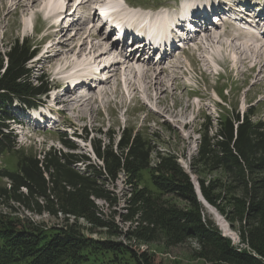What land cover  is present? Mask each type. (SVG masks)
Returning <instances> with one entry per match:
<instances>
[{"label": "trees", "instance_id": "trees-1", "mask_svg": "<svg viewBox=\"0 0 264 264\" xmlns=\"http://www.w3.org/2000/svg\"><path fill=\"white\" fill-rule=\"evenodd\" d=\"M34 57L26 41H15L0 56V156L10 151L20 154L15 171L0 170V177L9 182L8 188L0 189V197L29 213H46L57 220L63 216V224L43 229L29 220L0 216V264H77L98 255L109 264H153L152 255L137 252L121 241L87 239L76 226L78 220L109 228L108 235L138 243L161 240L166 247H174L193 242L192 257L205 264H264L263 123L252 122L249 112L242 117L237 113L218 118L212 137L208 129L199 134L197 153L191 161L193 168L220 171L225 176L226 184L219 180L197 182L204 201L236 230L239 241L234 245L205 212L177 157L156 150L154 142L138 132L121 130L117 140L108 135L107 144L89 139L96 162L75 152L78 148L67 140L66 133L59 138L66 151L50 147L36 157L17 149L6 125L13 119L10 107L15 101L33 106L47 91L41 78L36 85L29 82L27 65ZM75 137L88 140L87 133ZM144 172L150 173L155 191L140 186ZM119 174L130 186L122 221L132 227L126 232L104 220L96 204V200L102 201L112 209L119 203L108 188Z\"/></svg>", "mask_w": 264, "mask_h": 264}, {"label": "rangeland", "instance_id": "rangeland-1", "mask_svg": "<svg viewBox=\"0 0 264 264\" xmlns=\"http://www.w3.org/2000/svg\"><path fill=\"white\" fill-rule=\"evenodd\" d=\"M39 1L41 4L37 10L32 11L30 9H26L23 11L16 8V0H0V56H2L3 52H6L15 41L19 43H21V41H26L27 44L32 47V50L35 52V57L27 65V69L30 72L29 82L32 85H36L38 83L37 80L41 78L43 83L47 85V89H49L50 92L44 99L46 106L40 110H51L55 119V121H53V119H49V122L45 121V117L44 119L36 118L34 120V118L28 114V111L23 112L19 109L21 106L18 105L17 102L14 103L13 107H10L9 113L11 116H14L13 111H17V119L22 121L20 124H23V126L16 127V125L12 123L6 125L10 127V129L8 127V133L12 132V137L14 138V143L16 144L17 149H20V151L25 155L35 154L36 157H39V154L41 156L42 152L47 151L50 147L55 148L56 150L66 151L59 141L60 136L66 133L67 140L73 141L78 148L75 152L86 154L92 159L91 161L96 162L93 153H91L90 143L88 142L89 139L101 140L102 143L107 144L108 135L114 136L115 140H117L121 130L132 131V133L138 132V134L141 137H144L147 141L154 142L153 147L156 150L159 149L163 152L175 155L177 157L178 165L189 175L194 183H198V179H203L206 184L213 180H219L220 183L226 184L225 176L220 171L211 172L202 167L193 168L191 161L197 153L196 149L199 142V134L201 135L206 129H208V136L212 137L215 133V128H217V118L223 119L227 115H235L237 113L240 117H242L249 112L251 113L250 118L252 122H261L264 125V78L263 75H257L258 71L256 72V69L251 70L254 62L248 60L247 63L240 66L239 70L231 71L233 68L231 65H233V63L228 64V61L224 59L222 63L217 62L219 65L221 64L220 68H218L216 63H213L210 59V57H212L217 51L216 47H213L210 54L208 50L203 52L204 56L206 55L205 62L202 60L203 55L201 52H190L185 55V61H181V65L183 66L182 68L177 70L176 73H172L173 75H169L170 77L167 75L168 72L165 73L164 76L168 80L167 86H169V88L166 91V94H163L165 97V99H163L164 102H161L158 105L154 103L155 101L146 98L145 94L142 92L133 98V95L125 90L124 80L126 78L129 80L133 79V82L137 80L133 72V65H135V63L129 66L125 64V66H120L118 72L114 71L116 75H112L113 77L107 84L101 85L92 93L90 92L94 98L98 99V102L93 103L94 100L92 99V102H90L92 103V108L87 106L86 108L84 107L85 109H83V115L75 113L74 111H64L63 104L55 102L57 101L56 98L58 97L57 94L60 89L55 91L51 88L52 84H54L53 82L58 80L59 76L57 73L60 72L59 70H61V68L67 67L68 69L65 73L63 72L64 74L61 75L60 79L66 80V77L71 79L73 77V72L69 71L70 68L75 69L78 63L80 66H83L81 65V62H84L85 60L87 63L88 56L92 59L96 56V54L91 53L90 55H87L86 51V56L79 55L80 57L78 56L76 59L73 51L69 53L70 56L68 55L67 59L71 64H67L68 61L66 60V62L63 60L66 51L64 50L66 47L63 44L69 39L68 37L75 34L77 24L83 23L80 27L85 28L90 24L89 21L91 18L88 19L89 21L87 20L88 22L84 20L79 22V20H77L79 23L76 22V29L74 30V33L71 28L67 30L68 26L66 24V18L63 25V27H66L63 32V35L65 36H53L52 38L49 36L48 38V35H52V33L56 31L53 30L54 28L52 30H48L49 23L46 20V17L49 14V11H45L46 7L44 6H51L52 9H56L55 7L60 9L64 8V6L72 8L77 0ZM81 1L83 0H80V2ZM92 1L87 3L84 6L85 8L83 7L80 9L86 10L88 6L93 3ZM103 1L110 2L112 0ZM130 1H133L131 3H134V5L143 6V9H149V12L152 11L150 9H153V6L156 4L157 6L161 3L164 5L170 4L173 7L175 6V2L172 0ZM111 5L114 7L115 3L113 2ZM134 10L136 9H129L128 12L132 13ZM74 12L76 11H71V14ZM92 22L94 30L98 32L99 36L103 39L101 44L103 43V46L110 49V40L112 38L109 40L110 37L104 35L102 28H97V26L101 23L100 20H97V17H95ZM87 28L88 27L85 29ZM90 28L93 29L92 26L88 29ZM84 31H82V34L79 35H83ZM209 32L211 31L209 30ZM220 32H222L221 29ZM232 32L233 29L230 32L228 31V33ZM101 38L99 40H101ZM201 38V41L203 42V36H201ZM81 40L82 36H77L71 45L78 46L82 42ZM199 41L200 40L195 42L198 43ZM58 42H61V45L56 44ZM85 43L86 45L90 44V41L86 40ZM86 47L87 46H85V48ZM58 50L59 52H55ZM93 54L95 55L93 56ZM112 54H116L114 49L110 53L108 52L101 55V57L105 56L104 59L109 61L112 57L106 56H110ZM177 58L183 60V57L179 54V52L177 54ZM36 60L41 61L34 63ZM124 60L125 59H119L121 63L124 62ZM94 61H97V59L95 58ZM176 61L178 60H171V63ZM133 62H135V60H133ZM140 63H142V57H140L138 61V64ZM140 65L144 66L142 64ZM166 65L167 63H164L160 68H164ZM160 68L157 69L160 71ZM130 72H132V74H130ZM215 72H218L219 75L215 76ZM175 74L178 76V80H180L178 81L179 85L176 86V89L173 85H171L170 81L171 77ZM131 75H133V78ZM117 82L119 83L118 86H116V92L113 94L114 96H110V102L106 103V98L100 99V91H106L109 88L114 89V84H117ZM137 84L142 87V83H140V81H138ZM74 92L75 91H71V93L68 94V98H70L68 101L72 100L74 96L78 94V92ZM148 93H150L152 98H154V91L149 90ZM101 101L102 103H100ZM40 110L37 112V115H40ZM55 110H62L63 113L56 112ZM41 123H43L44 126L41 125ZM85 133L88 134V140L86 142L75 138V135L82 134L84 136ZM104 133H106V136H104ZM19 156L20 154L18 155L13 151L3 153L0 156V170L15 171ZM149 174L150 173L148 172H144L141 175L140 186L147 185L155 191L153 186L150 184ZM8 187L9 182L5 178L0 177V189ZM108 188L115 193L119 203L110 209L107 208L102 201L96 200V204L104 213V220L112 222L123 232L131 230L130 227H132V225L122 221V215L125 214L128 207L124 200L129 197L128 194L130 192V186L126 177L123 174H119L116 181H114L113 184H109ZM21 191L24 192L23 190ZM178 204L183 206V203L179 202ZM24 210L25 209L21 208L17 203L0 197V216L3 218H5L4 216H7L8 218L17 219L19 221L27 222L29 220L33 222L34 225H39L43 229L60 228L63 224L61 221L63 216H58L57 220L46 213L37 215ZM111 210L116 213H110ZM205 212L210 216L221 234L226 236L214 216H212L206 209ZM111 215H113V218ZM217 215H219L218 212ZM219 216L221 220L225 222L224 224L227 226V230L234 233V238L230 236L227 237L234 245H237L239 239L236 230L233 229L221 215ZM71 221L72 218H69V222ZM76 224L81 234H83L87 239L89 238L99 241H121L124 244L130 245L137 252H145L152 255L153 264H205L203 261L192 257V251L196 248V245L193 242H185L174 247H166L163 245V241L161 240L151 243H138L133 240H127L125 237L110 236L107 234L109 228H96L87 224L84 220H78ZM133 226H135V224H133ZM77 264L109 263H107L106 259H104L101 255H98L90 256L87 261H83L81 263L79 262Z\"/></svg>", "mask_w": 264, "mask_h": 264}, {"label": "bare ground", "instance_id": "bare-ground-1", "mask_svg": "<svg viewBox=\"0 0 264 264\" xmlns=\"http://www.w3.org/2000/svg\"><path fill=\"white\" fill-rule=\"evenodd\" d=\"M16 1H17V7L16 8H19V9H21L23 11H25L26 9H30L32 11H35V10H37L40 7V4H41L39 0H16ZM83 1H81L79 3V5L76 6V8H78V9L83 8L87 3H90L92 0H83ZM115 6H116V3H115ZM192 6H194V5L192 4ZM44 7H46V9L44 8L45 11L46 10L49 11V15L53 14L54 12H59L58 11L59 8H57V7H55L56 9H52L51 6H44ZM185 7H186L185 4H183V6L181 7V11L183 13L185 12ZM67 8L65 10L57 13L61 17H63L64 14L66 15L63 21H65L66 17L71 15V11L69 10V8L68 9ZM101 9H102L101 12L104 15H106V13H107L106 9L109 10L110 7L103 5V7ZM67 11H68V13H67ZM233 17L234 18H230V25L232 26L231 28L234 27V25H232V24L242 23V21H243V18L240 17L237 13H233ZM131 18L134 19L135 16L132 15V16H130L129 19H131ZM138 19H139L138 17L135 18L136 21ZM92 21H93V16H92L91 20L89 21V23L91 24ZM205 21H208V20L205 19ZM61 23H63V22H61ZM81 24H83V23L77 24V30H76L75 34L72 35L71 37H68L69 39L66 40L64 44L62 43L66 47V49H64L66 51H65L63 60L66 61L68 59L69 53H71L73 51H74L73 54H75L74 56H76V59L78 58L79 55L80 56L81 55L84 56L86 51H87V55H90L91 53H95L96 56H94L95 54H93V56L96 59H99L101 57V55H103V54H106L108 52L109 53L112 52L113 48L108 49V48H106L105 46L102 45L103 43L101 44L103 39L101 38V36H99V34L96 31H94V29H92V28L85 29L86 27L85 28H81L80 27ZM146 27L150 30L149 31V37H151L152 39H156V37L158 35H160L159 38H162L165 35L170 34L171 32H174L175 30H176L175 33H179V31H180V30H177V28H176V27H180V26H176V24L172 23L170 18L165 17L163 15L154 16L152 18V20H150V22L146 23ZM53 28L54 27L52 25H50L48 27V30H52ZM65 28L66 27H62L60 30H55L56 32L52 33V35H48L47 37L48 38H49V36H50V38H52L53 36H55V37H60V36L63 37V36H65V35H63V32H64ZM242 28H244V29H240V28H237V27L233 28L234 30H233L232 33H228V31H227V33H226V31L220 32L221 28L220 29L216 28L213 32L212 31L209 32L208 28L207 29L205 28L204 32H202V35H201L204 38L203 42L201 41L202 40L201 36H198L199 34H195L194 38L193 37L192 38H193L194 41L200 40L198 42V44H200L201 46L198 45L197 50L199 52H201V54L203 55L202 56V60L204 62L206 61V55L204 56L203 52H205V50H208V52L210 54L211 50H213V47L214 48L216 47V49H217V51L215 52L216 55L214 53V55L212 56L213 58L210 57V59L212 60L213 63H216V62L222 63V61L226 57H229V59L231 58L232 61L234 62V64L231 65L233 67L232 71L233 70L237 71V70L240 69L241 65H244V63H247V61L249 60L251 62H254L251 70L256 69V72L258 71L257 75H263V78H264V33L263 34L253 33L254 31L258 30V27L254 26V28H253V26H251V25H246L245 26L243 24ZM82 31H84V34L83 35H79V34H82ZM77 36H82V40H81L82 42L78 46L77 45H75V46L71 45V43L76 39ZM183 37L188 38L189 35H187V34H182L181 35L180 34V38L182 39ZM100 38H101V40H99ZM158 39L155 40L156 43L159 42ZM86 40H89L90 44L86 45V43H85ZM98 41H99V43H98ZM60 43L61 42H58L56 44H60ZM85 46H87V47L85 48ZM56 49H58V48H56ZM55 52H59V50L55 51ZM128 56L129 55H125V53H119V55L117 56V60H116V66L120 62L119 61L120 58L121 59H125L124 62L121 63L122 65H124V66H125V64L128 65V66L132 65V63H131V58L132 57H130V56H132V54H130V56H129L130 58ZM94 57L92 59H95ZM88 58H89V56H88ZM171 58H172V56L169 59L171 60ZM169 59L167 60L168 61V66L164 67V68H160L161 69L160 71L157 68H154V67H151V66H146V67L141 66L140 64H137L138 61H136L135 65H133V67H134L133 68V72H134V74L136 76V79L138 81H140V83H142V87L138 86L139 84H137L138 83L137 80L135 82H133V79L129 80L128 78H126L124 80V82H125L124 83L125 90L127 92H130L131 95H133V98H135L137 96V94L142 92V93L145 94L146 98H148L149 100L155 101L154 103H156L157 105L159 103H161V102H164L163 99H165V97L163 96V94H166V91L169 88V86H167V83H168L167 81L168 80L164 76L165 73L168 72L167 75L169 76L172 73L173 74L176 73L177 70H179L180 68L183 67L181 65L182 63L179 60L176 61V62L171 63V61H169ZM41 60H36L34 63L40 62ZM165 60H166V58H164V61ZM81 63H82L81 65H85L86 61L84 60V62H81ZM67 64H71V63L68 61ZM79 67H81V66L78 63L75 68H79ZM111 67H112V65L110 66V68ZM63 69L64 68H61V70H59L60 74L62 73ZM181 70H183V69H181ZM76 71L77 70H74V72H76ZM114 71H117V68H114ZM130 74H132V72H130ZM131 76L133 78V75H131ZM162 76H164V77H162ZM110 78H111V76H110ZM64 81H60V79L56 80L54 82V84H52V88L57 90L60 87V89H61L66 84V82H64ZM170 81H171V85H173V87H175V89H176V86L179 85L178 81H180V80H178V76L175 74L173 77H171ZM100 83L101 82L96 83V84L94 83L93 85L97 86V84L99 85ZM118 83L119 82H117V84L116 83L114 84L115 85L114 89L113 88H109L108 89L109 91L108 90L100 91V94H99V96H101L100 99L106 98V100H105L106 103H109L110 102L109 101L110 96L111 97L114 96L113 94H115V92H116V86H118ZM66 88H67V86L65 85L64 88H63L64 90L61 89L62 90V92L60 94L61 96L59 95L57 97V99H56L60 104H63L64 111L65 110L66 111H71V112L74 111L75 113H79L80 115H83L84 114V110L83 109H85L86 106L89 107V108H92V103H90V102H92V99L94 100L93 103L98 102V99L94 98L91 95L90 91L88 92V95L86 96L87 98L86 97H83V98L81 97V99H78V100L72 99V100L68 101V99H70V98H68V94L71 93V91H70V89H66ZM149 90L155 92V96H153L154 98H152L151 94L148 93ZM96 97H97V95H96ZM131 99H132V97H131ZM100 103H102V101ZM88 111H90V110H88ZM61 113H63L62 110H61ZM209 212H210V214L212 216H214L215 220L218 221L219 226H221V228L224 231V234L226 236H230V237L234 238V235H233L234 233H232L229 230H227L228 228H226L227 226H225V224H224L225 222H223L221 220L220 216H218L213 210H211Z\"/></svg>", "mask_w": 264, "mask_h": 264}, {"label": "water", "instance_id": "water-1", "mask_svg": "<svg viewBox=\"0 0 264 264\" xmlns=\"http://www.w3.org/2000/svg\"><path fill=\"white\" fill-rule=\"evenodd\" d=\"M194 188H195V194L197 196V199L198 201L201 203V205L203 206L204 209L208 210V211H211L213 210L214 212H216V210L211 207L209 204H207L204 199L202 198L201 194H200V191H199V186H198V183H194ZM217 214V212H216ZM219 216V215H218Z\"/></svg>", "mask_w": 264, "mask_h": 264}]
</instances>
